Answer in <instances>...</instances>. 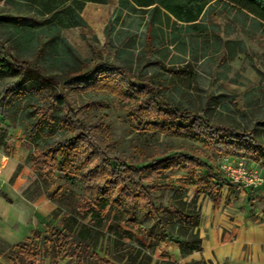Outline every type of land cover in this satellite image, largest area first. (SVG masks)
I'll return each instance as SVG.
<instances>
[{
    "label": "trees",
    "instance_id": "1",
    "mask_svg": "<svg viewBox=\"0 0 264 264\" xmlns=\"http://www.w3.org/2000/svg\"><path fill=\"white\" fill-rule=\"evenodd\" d=\"M107 1L0 0L16 11L0 15V24L10 27L11 42V55L0 56V77L22 80L16 91L11 82L4 84L0 110L16 116L21 106L26 113L24 139L33 145L26 161L35 175L37 192L55 204L50 213L57 218L56 226L43 234L35 230L32 237L14 245L0 244V256L6 261L0 264H44L46 258L49 264L65 258L73 264H151L148 250L164 240L177 242L183 258L202 252L197 201L202 194L213 206L220 203L222 186L228 183L223 171L204 160L199 148L175 151L162 141L116 155V141L104 115L92 119L90 114L98 104L91 96L99 92L116 99L145 130L199 140L218 155H246L264 165V137L256 129L239 130L209 122L189 108L166 107L164 84L154 75L137 76L125 64L102 60L90 65L91 59L76 53L61 30L87 28L82 16L85 3ZM211 1L118 0L115 12L149 13L144 44L152 51L171 17L185 22L186 31L193 30ZM226 1L257 20L264 34V0ZM111 23L105 26L106 36ZM59 72L65 78L58 79ZM177 172L183 174L171 179ZM60 174L65 184L51 191ZM187 185L193 188L189 199ZM170 188L173 192L166 204L153 201L152 191ZM232 188L229 184V191ZM138 210L155 220V228L141 224ZM177 263L168 257L155 264ZM183 264L208 263L201 256Z\"/></svg>",
    "mask_w": 264,
    "mask_h": 264
},
{
    "label": "rangeland",
    "instance_id": "2",
    "mask_svg": "<svg viewBox=\"0 0 264 264\" xmlns=\"http://www.w3.org/2000/svg\"><path fill=\"white\" fill-rule=\"evenodd\" d=\"M112 1V0H111ZM189 4V0H182ZM195 20L197 25L193 30L183 29L185 22L177 21L173 17L163 26V32L154 40L157 46L149 51L144 44L149 13L144 11L131 12L124 10L121 14L113 11L104 21V28H97L91 23L92 11L83 10L88 27H70L61 30V36L70 42L80 57L91 59L90 65L102 60L107 63L127 65L133 74L155 76L164 84L166 107L189 108L209 122L230 124L236 129L253 128L264 137V41H262V26L260 23L226 0L209 2ZM90 12V13H89ZM15 14L12 7L0 2V15ZM99 23L97 18H94ZM111 20L109 35L104 33L105 24ZM182 26V27H181ZM174 32L175 39L171 33ZM83 34V35H82ZM43 39V37H41ZM11 55L10 27L0 24V56ZM158 60V62H157ZM58 79L65 78L60 74ZM21 79L12 75L0 77V98L5 83H10L14 91L21 87ZM93 101L98 100L97 106L91 110L92 119L104 115L109 132L116 141L113 153H125L132 147L140 144H153L162 141L171 145L175 151L191 152L193 149L203 151L202 158L211 165L221 168L225 160L232 163L242 162L246 167H251L250 158L246 155L237 157L227 153L218 155L211 151L202 141H194L185 136L164 134L159 131L143 129L133 119L127 110H123L112 96L99 92L91 96ZM1 100V99H0ZM5 103V101L3 102ZM20 105V102H17ZM17 105V107L19 106ZM15 106V110L17 109ZM21 107V106H20ZM18 108L16 116L9 111L0 110V153L18 162L15 167L16 175L9 182L1 177L0 195L5 193L12 202L22 200L30 205L28 214V235L38 230L41 234L52 229L57 224L53 219L51 210L55 204L51 203L43 194L37 192V182L30 163L26 161L27 153L33 145L24 139L26 113ZM259 163V161H257ZM261 164V163H259ZM262 165V164H261ZM183 173L177 172L171 176L175 180ZM62 175L55 179V185L65 184ZM181 182L175 181V185ZM187 199L193 193L189 185ZM80 192L79 187H73ZM230 199L215 206L208 197L199 195L197 204L200 208L199 237L214 229L221 231L228 224V214L225 209L234 207L245 215L240 223L246 225L264 223V185L257 186L246 195L240 194L233 186ZM173 189L166 191H152L155 203L166 204L170 199ZM221 198H225V188L222 187ZM23 221L27 214L22 211ZM137 217L142 219L141 224L147 228H155V220L148 218L138 210ZM233 224V222H232ZM16 226L13 224L12 226ZM25 227V222L23 228ZM26 228H24V231ZM24 239V238H23ZM228 239V238H226ZM206 245H209L207 243ZM101 246H105V240ZM178 248L174 240H164L148 250L152 253L151 264L158 263L162 258H170V252ZM102 254V249H98ZM161 251L167 252L168 255ZM228 252L227 249H224ZM181 253V252H180ZM197 255V254H195ZM198 256L183 258L177 256V264H183ZM2 262H6L2 257ZM44 264H49V258ZM58 264H73L69 258L61 260Z\"/></svg>",
    "mask_w": 264,
    "mask_h": 264
},
{
    "label": "crops",
    "instance_id": "3",
    "mask_svg": "<svg viewBox=\"0 0 264 264\" xmlns=\"http://www.w3.org/2000/svg\"><path fill=\"white\" fill-rule=\"evenodd\" d=\"M117 3L118 0H108L107 3L87 2L82 9V16L86 21L87 18L83 10L90 9L92 11L91 23L95 24L97 28L102 29L104 28V21L108 18L109 13L113 11ZM94 18H97L99 23H96ZM250 164L251 166H256L259 163L251 160ZM17 166L18 162L14 158L0 153V173L3 179L9 180V182L12 181L14 179H12V176L16 175L14 169ZM222 187L225 188L226 195L225 198H221L219 204L222 202L223 205V201L227 196L228 199L231 198V193L229 192L234 189L232 188L229 191L228 183H224ZM239 193L246 195L250 192L248 190L239 191ZM28 207L30 208V205L22 200L12 202L5 193L0 195V244H4L5 246L14 245L29 236L28 214L26 213ZM22 211L27 214L25 221L21 219ZM225 211L228 214L226 217L229 220V227L224 225L220 232H217L216 229H214L213 233L208 231L202 239V252H195L190 256H198L199 259L202 256L208 264H264V223H257V225L241 224L239 220H241L240 218L243 219L244 212L237 211L234 207H229ZM24 222L25 231L23 228ZM13 224L16 226L15 228L12 227ZM207 243L209 245H206ZM224 249H227L228 252H225ZM170 255L172 258L177 259V256L181 255L179 248L171 251ZM1 259L2 257L0 256V261Z\"/></svg>",
    "mask_w": 264,
    "mask_h": 264
},
{
    "label": "built area",
    "instance_id": "4",
    "mask_svg": "<svg viewBox=\"0 0 264 264\" xmlns=\"http://www.w3.org/2000/svg\"><path fill=\"white\" fill-rule=\"evenodd\" d=\"M221 170L228 183L238 191H248L264 185V165L256 164V166L246 167L242 162L232 163V161L225 160Z\"/></svg>",
    "mask_w": 264,
    "mask_h": 264
}]
</instances>
